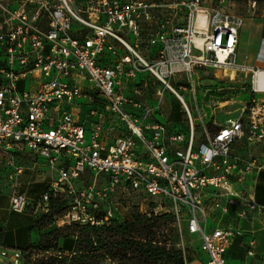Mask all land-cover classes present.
Segmentation results:
<instances>
[{
    "label": "built area",
    "instance_id": "2783aa9c",
    "mask_svg": "<svg viewBox=\"0 0 264 264\" xmlns=\"http://www.w3.org/2000/svg\"><path fill=\"white\" fill-rule=\"evenodd\" d=\"M204 3L0 0V153L11 160L28 150L54 172L32 201L18 191L23 168L13 165L11 211L46 210L53 195L66 198L62 222L99 226L118 218L113 196L129 188L150 198L154 213L171 214L179 231L198 234L205 264H228L240 221L256 209L251 177L264 167L254 155L264 152V37L251 66L237 63L245 14ZM248 3L247 14L257 10V0ZM202 69L251 74L238 115L217 121L227 101L205 111L215 85H202ZM166 91L181 105L184 131L155 118ZM84 97L100 102L88 127L76 112ZM4 257L24 264L21 251L0 245Z\"/></svg>",
    "mask_w": 264,
    "mask_h": 264
},
{
    "label": "rangeland",
    "instance_id": "374dc122",
    "mask_svg": "<svg viewBox=\"0 0 264 264\" xmlns=\"http://www.w3.org/2000/svg\"><path fill=\"white\" fill-rule=\"evenodd\" d=\"M249 0H205L206 5L210 6H224L225 8L234 10L236 12L241 13L245 17L243 19V25L241 27L240 33V42H239V51L237 52V63L242 65H249L253 60H251L252 50L254 47V37H256L261 29H264V0H257V10L246 13V9L248 7ZM249 31V32H248ZM248 32V33H247ZM253 36V37H252ZM197 78L200 79L202 85L209 86L213 83V80L216 82L215 89L211 92V94L203 96V104L205 106H209V108H205V111L210 115L212 112V106L217 105L219 102L227 101L221 110L216 111V119L217 121H224L226 118L234 117L238 115V108L241 103L245 100L246 94L249 89V82L251 74L247 75L244 72H236L231 69H226L225 73L230 76V80L228 77H224L220 70H199L197 71ZM91 96L93 100H98L99 96L96 91H91L87 94ZM168 101V102H167ZM201 103L200 96H198V104ZM174 111L176 114L184 118V114L181 110L180 103L175 99L174 95H170L168 91L164 93V99L161 104V113H156L155 118L160 120L161 122H165L164 116L168 114L170 110ZM195 114V112H193ZM209 118L206 119L208 122ZM184 125V121L182 123ZM185 127V125H184ZM14 162L16 164H20L24 167L23 175L21 176H30L34 180L42 178L41 175L36 171V166L33 167V160L31 157L20 153L15 155ZM39 167V162L36 163ZM32 168V169H29ZM12 168L10 165L6 164L5 159L0 156V202H5L8 200V196L13 191L12 183L8 178V174H10ZM52 170L46 172L45 179H48ZM42 180V179H41ZM83 184H87L90 180V176L86 175L83 178ZM27 181V180H26ZM37 183L32 184L28 188L22 186V190H24L28 196L37 197V194H34V191H37L39 185H43L42 181H37ZM62 199V198H61ZM113 201L117 204L118 219H131L132 215L140 210H145L150 207L151 199L145 197L144 194L131 190L129 188H119L117 192L113 196ZM65 202L66 198H63L60 203L56 204L55 207L47 212L46 210L39 209L37 215H35L37 220V227L39 229V233H37V241L38 245L34 247V252H28L24 256V264H69V261L73 254L77 253L76 256H79V252L77 248L73 251H64L61 247L64 238H72L75 239L76 235L79 233V230L70 227V225L62 222L63 215L65 213ZM13 212V211H12ZM16 213V212H15ZM25 214V213H19ZM31 214L30 211L27 212V215ZM251 213L249 212L245 218V226L249 229H255L256 225L251 224L250 222ZM210 225V223H209ZM177 234L174 236L171 235L172 240L176 241L178 244H183L186 249L187 258L185 260V264H205L204 256L197 249L198 240L195 239V236H190L186 231H179L177 229ZM248 233L250 236H254L256 240V256L258 258L260 255L259 252L264 251V238L261 237L260 233L257 231ZM165 234H168V231H164ZM78 245H76L77 247ZM80 246L85 247L87 249L86 252H80L82 255L77 257L72 264H83V262H89L91 264H118L117 261L105 257L102 258L95 250H92L87 243V240L84 237L80 238ZM50 247V248H49ZM237 242L231 247V253H236ZM8 255H13L16 251L20 252V248H14L11 246L5 247ZM0 264H13L7 257H4Z\"/></svg>",
    "mask_w": 264,
    "mask_h": 264
},
{
    "label": "trees",
    "instance_id": "16d2710c",
    "mask_svg": "<svg viewBox=\"0 0 264 264\" xmlns=\"http://www.w3.org/2000/svg\"><path fill=\"white\" fill-rule=\"evenodd\" d=\"M171 109L170 105V111L174 114L172 118L176 120L171 121L170 128L184 131L182 122L177 121L179 115ZM61 200V198L51 195L48 200L47 212ZM36 223V219L25 216L24 220L18 224L19 228L16 231L11 230V226L7 227L0 232L1 245L20 248L25 256L36 247H29L25 243V231L31 227H37ZM70 227L79 230V233L73 234L76 235L75 239L64 238L61 247L64 251H73L77 248L79 256H76L77 253L73 254L69 264L82 255L80 252L87 251L85 247L80 246L81 237H84L89 247L102 258L109 257L117 261L118 264H185L187 258L186 249L180 248L179 244L171 238L172 234L174 236L177 234L172 215L154 213L152 204L147 209L134 213L131 219L112 218L99 226L80 227L77 224H70ZM165 230L168 231V234L164 233ZM76 245L78 246L76 247ZM83 264L91 263L83 262Z\"/></svg>",
    "mask_w": 264,
    "mask_h": 264
},
{
    "label": "crops",
    "instance_id": "0c3cea01",
    "mask_svg": "<svg viewBox=\"0 0 264 264\" xmlns=\"http://www.w3.org/2000/svg\"><path fill=\"white\" fill-rule=\"evenodd\" d=\"M240 33H241V29L239 31V42H240ZM262 37H264V29H261L260 33L256 37H254V39H253L254 47H253L252 55H251V60H253V61L248 66H251L253 64V62H254V58H255L256 52H257V50H258V48L260 46V39ZM238 51H239V44H238V48H237V52ZM213 70H215V69H213ZM235 72L237 74V72H242V71L238 70V71H235ZM221 73H222V71H221ZM222 75H223V73H222ZM228 76L229 75H227V77ZM214 83H216V82L213 80V83L211 85H213ZM247 95L248 94H246V97H247ZM258 97L260 99H264V94H259ZM98 102L92 101L90 99V97H84V98H82L79 101L80 107H79L78 110H76V112L78 113L77 118L79 119V121L81 123L85 124L87 127H88V124L90 123V121L95 119V118H93L92 116L89 115V110L91 109V107L93 105L97 106ZM99 104H100V102H99ZM173 116H174V114H172L170 110H169L168 114L164 116L165 123H166V125L168 127H170L172 125L171 121H175L176 120V119L172 118ZM177 121H180V122L183 123L184 118L179 116ZM115 135H116V132L115 133H110L108 136L109 137H113ZM235 151L238 152V153H241L242 155H246L248 153V151L245 150L242 147H237L235 149ZM19 152L27 155L28 157H31L33 160L36 159V161L33 162L34 165H33L32 168H34L36 166L35 167L36 171L41 175L42 178H39L40 177L39 176L37 179L34 180L30 176L29 177L26 176V175L21 176V174L24 171V167L22 165L16 164L14 162L15 161L14 160L15 155L19 154ZM254 155H255V157H257V159L259 161L264 162V152H260V151L255 149L254 150ZM0 156H2L3 159H5L6 164L10 165L11 168L13 167V165L22 166L23 171L18 176V181H19L18 191L20 193H24L25 195H27V193L24 191L25 189L24 190L21 189L22 186H25L26 188H28L29 186H31L34 183L38 184L37 181H39V180H40V182L42 181V183H44L43 185H39V188H38L37 191L33 192L34 194H37L36 195L37 197L34 198V197H31V196L27 195V197L30 200H32V201H36V200L39 199V196H40L41 192L44 190L45 187H47L51 183L52 179L54 178V172H52V174L50 176H48L49 178L45 179V176L47 175L46 172L50 171L49 166L47 165V163H46V161L44 159L35 156L34 154L29 152L28 150H17V151H14L11 160L5 154H1L0 153ZM37 162H39V164H40L39 167L36 165ZM32 168H29V169H32ZM8 178H9V176H8ZM251 178L252 179L250 181L252 183L251 182H249V183H251L252 197L255 200L256 209L253 210V211H250V213H251L250 222H251V224L254 223V225H256V228L254 230L247 228L245 226V218L240 221L239 226L242 228L243 233H242L241 236H236L232 240L230 246L228 247V250L226 252V259H227V263L228 264H264V251L259 252L260 255L258 256V258H255V256H256V252H255L256 240H255L253 235L250 236L248 234V233H250L249 231H251V232L257 231V232L260 233L261 237L264 238V167L259 169L257 171V173ZM10 182H11V180H10ZM12 185H13V183H12ZM8 199H9V196H8ZM236 209L239 210L240 208L238 207ZM30 213L31 214L27 215V213L19 214V213L12 212L9 209L8 200L5 201V202H0V232L4 231L9 226H11L10 227L11 230L16 231L19 228L18 224L20 223V221L24 220L25 216H29V217H31L33 219H36L35 215H37V212L36 213L30 212ZM11 214H13V215H11ZM10 223H12V224L10 225ZM38 231L39 230L36 227H31L27 231H25V235H24L25 243L27 245H29V247L30 246H37L38 243H36V241H37L36 239H37V233H39ZM189 235L190 236L196 235L195 239L198 240L197 249H198L199 252H201L200 251V236L198 234H189ZM250 240L254 241L253 254L252 255H249L247 253V251L249 249V244L248 243H249ZM236 242H237L236 250H238V251H236V253L234 254L233 252L231 253L230 251H231V247ZM0 245H1V243H0ZM1 246H3V245H1ZM202 254H203L204 260H205V254L204 253H202Z\"/></svg>",
    "mask_w": 264,
    "mask_h": 264
},
{
    "label": "bare ground",
    "instance_id": "6f19581e",
    "mask_svg": "<svg viewBox=\"0 0 264 264\" xmlns=\"http://www.w3.org/2000/svg\"><path fill=\"white\" fill-rule=\"evenodd\" d=\"M205 25V16L203 13L199 12L198 17L196 19V27L205 30ZM196 40L197 42H201V39L199 37H197ZM259 76L264 77V73H261Z\"/></svg>",
    "mask_w": 264,
    "mask_h": 264
}]
</instances>
